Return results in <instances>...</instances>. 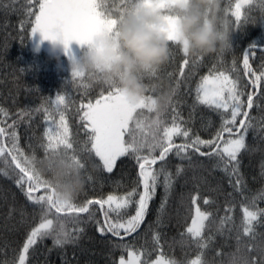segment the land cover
Instances as JSON below:
<instances>
[{
  "label": "trees",
  "instance_id": "trees-1",
  "mask_svg": "<svg viewBox=\"0 0 264 264\" xmlns=\"http://www.w3.org/2000/svg\"><path fill=\"white\" fill-rule=\"evenodd\" d=\"M124 2L125 0H102L106 10L113 17L120 15ZM237 2L240 0H220L219 15L232 25L229 49L211 55L189 57L196 62L195 73L190 82L177 87L175 79L167 73L174 72L178 77L179 65L184 57L179 46L170 45L167 63L159 69L157 77H146L144 83L148 89L146 96L154 98L165 87L170 91L171 103L163 117L168 126H171L175 119L181 127L190 129L191 136L199 135L202 139H210L221 126L220 113L223 110L196 102V85L201 77L209 74V70L214 67L228 69L227 74L233 78L239 75L240 83L245 87V96L242 99L245 101V110L249 111L247 122L252 125L246 135V149L257 150L255 154L248 150L242 151L239 157V174L245 188L244 195L250 197L264 190V81L261 82L259 91L252 89L248 83L249 78L244 75L243 52L250 46H255L257 50L264 49V8H261L260 0H252V3L242 6V12L251 22L235 29V18L231 12ZM29 8L37 11L38 0H31V3L28 0H0V127L6 130L0 141L5 148H11L10 133L15 131L16 142L26 156H42L44 151L40 145L46 143L44 133L49 126L45 121L44 108L55 96L66 94L68 107L65 109V115L71 136L79 149L86 140V130L82 127L77 109L88 99L94 102L102 90L107 91V87L93 83L86 77L73 83L70 63L65 59H53L43 51L33 54L30 41L31 24L24 23L21 27L22 22L34 19L27 15ZM262 57L264 53L260 52L250 57V64L256 72L262 70ZM234 60L236 71L232 72ZM185 71L187 72V69ZM81 84H89L90 87L84 88ZM154 84H159L160 88L153 91ZM250 91L254 94V105L249 110L246 104L247 92ZM138 111L148 119L155 117V113L147 109ZM55 119H59L58 114H55ZM239 119L243 117H238ZM226 138L228 134H225ZM184 139L182 136L174 137L177 144L183 143ZM202 150L208 151L206 148ZM189 154L191 160L177 157L174 153L168 157V170L172 173L173 185L166 196L162 223H157V209L162 197H165L163 176L160 177V186L154 199L150 201L144 223L138 233L125 237L124 243L134 244L138 253L141 249L151 251L150 258L153 261L157 255L163 254L167 258L181 261L182 264H188V261L202 252L207 264H228L233 254L237 257L247 256L255 264H264V255L260 252V249L264 248V217L253 222V232L244 236L242 197L232 186L235 184V174L229 176L222 171V166L214 167L218 157L200 156L191 150ZM80 158L84 164L85 186L77 196L74 202L76 204H83L88 199H106L109 194L122 196L133 187V181L138 180V164L130 155L120 157L111 173L104 171L94 154L81 153ZM177 165L184 169L179 176L175 175ZM21 175L7 152L0 156V264H10L13 260L18 264V254L23 243L31 229L39 225L43 214L40 206L28 201L24 192L17 186L16 180ZM140 190L142 191V188ZM45 193L46 190L41 189L35 195ZM193 196H197L196 206L191 203ZM206 199L211 203L206 205ZM197 206L210 213L204 238L207 241L211 236L212 239L207 241L208 247L205 249L197 248L191 242V237L186 234V227L190 226L193 210ZM257 206L264 208V200H258ZM229 207L231 211L227 215L232 219L221 225L220 221ZM91 208L95 211V220H89L87 214L61 217L67 221V229L72 231L73 235H77L75 229H83L78 233L79 239L75 243L56 247L51 237H45L29 249L26 264H113L114 261L119 264L121 256L127 260L126 250L112 247L113 243H121L117 237L110 233L101 236L96 231V220L103 224V215L99 205H92ZM126 211L128 215H133L135 205H130ZM50 215L55 216L56 213L53 211ZM110 216L114 218L115 214L111 213ZM73 218L79 223H74ZM149 225L152 226L151 229ZM154 232H159L161 239L160 246L153 251ZM181 234H185L186 243L181 244ZM237 236L241 238L239 244Z\"/></svg>",
  "mask_w": 264,
  "mask_h": 264
},
{
  "label": "snow or ice",
  "instance_id": "snow-or-ice-1",
  "mask_svg": "<svg viewBox=\"0 0 264 264\" xmlns=\"http://www.w3.org/2000/svg\"><path fill=\"white\" fill-rule=\"evenodd\" d=\"M31 3V0H28ZM172 3L178 0H171ZM252 0H240L235 4L231 15L235 18V29L245 23L251 22L249 17L242 12L244 4H250ZM261 8H264V0H260ZM164 7L158 0H125L123 10L118 17H113L108 13L102 0H38V10L32 8L27 10L29 17L34 19L24 21L31 24L30 34L34 36L39 34L41 40H54L59 37L63 43L65 54L69 59H73L69 51V44L73 41L80 45L90 44L92 38L101 31L113 30L123 21L126 16L139 14L143 9H152L158 11ZM227 28L231 30L232 25L227 19H223ZM243 22V23H242ZM171 40V29L169 31ZM257 52L264 53V49L257 50L255 46L243 52L244 75L248 77V83L252 89L259 91L261 82L264 81V63L261 65V71L256 72L250 64V57ZM183 60L179 65V76L174 72H168L167 75L176 81L177 87L180 84L190 82L191 76L195 73L196 62L189 59L186 52H183ZM264 59V57H262ZM235 60L233 61L232 72L236 71ZM187 69V72L185 71ZM226 68H213L209 74L201 77L195 88V101L199 104L209 106L216 110H223L221 115V126L210 139H202L199 135L191 136L190 129L181 127L173 120L171 126L165 123L164 112L157 111L154 107V98L146 96L136 105H130L119 89L113 85L108 87L107 91H101L99 98L93 102L92 99L82 102L77 109L82 127L85 129L86 140L77 149L71 136L68 120L66 119L65 109L68 107V97L66 94H59L54 99L49 100L48 106L44 108L45 121L49 125L44 133L46 143L40 147L46 154L49 151H63L64 154L72 159L74 163L81 168L84 164L80 158L81 153L94 154L101 162L104 171L111 173L120 157L131 156L138 164V180L133 181V187L124 195H107L105 198L88 199L83 204L72 203L70 205H61L54 202L51 195V189L47 181L36 175L34 170L28 166L29 157H37L35 154L26 156L20 150L17 144V134L15 131L10 133L12 140L11 148H5L0 141V156L5 152L11 156L12 164L15 165L22 175L16 180L17 186L24 192L28 201L33 205L40 206L42 211L41 222L37 227H33L23 243L22 250L18 254V264H26L27 254L38 240L45 237L53 239L54 246L63 247L65 244L75 243L79 239L78 233L82 228L75 229L77 235L67 229V221L61 217L80 216L87 214L89 220H95V211L92 205H99L103 215V224L96 220V231L101 236L110 233L117 237L121 243H113V248L126 250L127 260L123 256L119 259V264H182L176 259L167 258L163 254L157 255L153 261L150 257L152 252L141 249L139 253L134 244L124 243L125 237L138 233L145 217L149 212V204L156 195L160 186V177L163 176V187L165 197H162L160 207L157 209V223H162V215L165 211L166 196L171 191L173 185L172 173L168 170V157L174 153L177 157L191 160L189 150L198 153L200 156L209 158L215 156L217 160L214 167L220 168L229 174H235V184L232 185L236 192L242 197L243 212V234L249 236L253 232V222L264 217V208L257 206L258 200H264V190L256 195L245 196V188L242 184V178L239 174L240 154L246 151V135L252 125L248 123L249 111L245 110V87L240 83V77L237 74L235 78L230 76ZM73 83L82 80L84 77L79 73H72ZM157 77V72H153L147 78ZM81 87L88 88L89 84H81ZM172 94H175L173 89ZM254 105L253 92H247V109H252ZM195 107V104L193 105ZM147 109L154 112L155 117L148 119L138 110ZM27 114V113H25ZM55 114L59 119H55ZM238 117H243L239 119ZM11 128L12 125H9ZM6 134L4 127H0V137ZM225 134L228 138L225 139ZM184 137L183 143H175L174 137ZM208 149L203 151L202 149ZM181 154H184L181 156ZM7 163V161H5ZM159 165L158 167H154ZM231 169V172H229ZM180 165L176 166V176L183 172ZM7 175V173H5ZM26 185V187H25ZM142 188V191L140 190ZM41 189H45L44 195H35ZM231 195V194H230ZM138 197V199H136ZM246 201V203L244 202ZM193 206L197 205V196L191 199ZM207 205L210 200H205ZM130 205H135L133 215H128L127 209ZM105 206L107 208L105 209ZM55 212V216L50 213ZM231 208H226V215L220 221L223 225L226 221L232 219L227 213ZM114 213V218L110 216ZM210 219V213L195 207V214L191 217L190 226L186 227L187 236L191 237V242L199 249L208 247L211 236L204 238L206 222ZM74 223L79 221L73 218ZM149 225V229H151ZM181 244L186 243L185 234H181ZM161 234L154 232L152 236L153 251L160 246ZM238 244L241 242L240 236H237ZM109 243H112L109 241ZM239 251V248H238ZM264 255V248L260 249ZM146 257V258H142ZM10 264H16L13 260ZM115 264V261L113 262ZM188 264H207L203 259V253H198L194 259L188 261ZM228 264H255L247 256L233 257Z\"/></svg>",
  "mask_w": 264,
  "mask_h": 264
},
{
  "label": "clouds",
  "instance_id": "clouds-1",
  "mask_svg": "<svg viewBox=\"0 0 264 264\" xmlns=\"http://www.w3.org/2000/svg\"><path fill=\"white\" fill-rule=\"evenodd\" d=\"M158 11L143 9L126 16L113 30L97 33L79 59H71L70 73H79L104 87L115 85L130 105H136L148 91L144 79L158 72L169 59L170 45L179 46L189 57L206 56L229 49L230 29L219 15L220 0H158ZM171 29V40L169 31ZM49 42L48 54L59 59L65 54L59 37ZM39 54L40 46L32 49ZM160 88L153 85V91ZM170 91L154 97V107L163 111ZM255 154L256 149H247ZM28 166L47 181L54 202L70 205L85 186V170L61 151L29 157Z\"/></svg>",
  "mask_w": 264,
  "mask_h": 264
},
{
  "label": "rangeland",
  "instance_id": "rangeland-1",
  "mask_svg": "<svg viewBox=\"0 0 264 264\" xmlns=\"http://www.w3.org/2000/svg\"><path fill=\"white\" fill-rule=\"evenodd\" d=\"M245 5H247V4H244L243 6H245ZM30 41H31L32 48H34L37 45H39L40 46V51H43V52L48 54L49 42L46 41V40L42 41L41 37H40V35L38 33L35 34L34 36H31V40ZM86 50H87V45H80V44L76 43L75 41H73V42H71L69 44V51H70L71 56L73 57V59H79L80 56ZM59 57H62L67 62L71 63V60L69 59V57L66 54L60 55ZM194 214H195V208L193 210L192 216Z\"/></svg>",
  "mask_w": 264,
  "mask_h": 264
}]
</instances>
